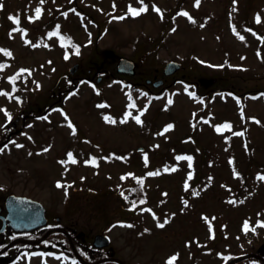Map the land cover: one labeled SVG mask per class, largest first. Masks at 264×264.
<instances>
[{"label":"rangeland","instance_id":"obj_1","mask_svg":"<svg viewBox=\"0 0 264 264\" xmlns=\"http://www.w3.org/2000/svg\"><path fill=\"white\" fill-rule=\"evenodd\" d=\"M179 1L0 0V58L9 60L0 71V135L12 123L19 129L0 145V202L10 193L38 199L50 223L60 218L88 243L108 234L126 264H221L230 252L244 264L264 243V0H188L166 25L167 43L139 64L132 40L159 36ZM57 29L79 47L64 46ZM98 49L135 60L136 74L93 72ZM171 60L183 67L166 77ZM22 68L28 76L14 91L9 77ZM147 78L165 83L147 89ZM47 104L48 112L25 118ZM135 176L146 178L153 208L139 220L125 219L122 193L67 198L74 181L118 188ZM57 232L65 233L47 235ZM9 264L79 263L34 249Z\"/></svg>","mask_w":264,"mask_h":264},{"label":"trees","instance_id":"obj_2","mask_svg":"<svg viewBox=\"0 0 264 264\" xmlns=\"http://www.w3.org/2000/svg\"><path fill=\"white\" fill-rule=\"evenodd\" d=\"M187 2L188 0H180L173 14H168L169 16L166 15L164 17L165 20H163V26L161 28L159 36L152 37L147 35H139L132 40L133 43L132 57L135 59L137 58V62L139 64L142 63L147 64V61H149L151 54L157 53V51L167 43L170 37V32L167 29L166 25L169 23V21L170 22L173 21L175 16L178 15V11H181L182 6ZM145 7L147 8V6H143V8ZM133 9L138 10V8L136 7H134ZM182 12L187 13L189 17H194L190 12H187L185 10ZM199 23H202V21L199 20ZM56 32L59 35L62 44L67 48L70 46L73 47L78 46V44L74 41V38L72 36L58 29L56 30ZM4 50L8 52V49H4ZM93 56L94 58L89 63V65H91L90 68L92 69L93 72H100V74H104L106 76L105 71L107 72L111 71L114 72L116 76H120L116 72V64L120 57L119 53L116 50L98 49V51H96V53ZM8 65H9L8 57L3 59L0 58V71L4 70ZM28 72L29 71L27 69L22 68L9 77V80L14 86V91H16L17 88L20 86L21 81L27 78ZM65 81L68 83L69 87H73L75 85V83L72 81V77ZM56 86L57 85L54 86V89ZM137 89L138 87L135 84H132L130 86L131 94L136 92ZM51 93H53V91ZM135 105H136V100L133 98L130 102V106L134 107ZM50 106L51 104H47L37 109H31L26 113L30 115L33 114L34 116H38L41 113L45 112ZM124 115L125 118H127L130 115L129 111L125 112ZM14 129H15L14 127L8 129L5 135L3 136V139H6L7 136L11 134ZM75 191H80V192L83 191L86 193H102V195L104 196H107L109 194L122 193L123 210L127 217L125 219H129L130 217H133L134 219L139 220L140 218H137V214L141 210L149 207L152 208L151 199L146 189V178L144 176H135L133 177V180L130 183H128L126 186L123 187L119 186L118 188H116V186H113L110 183L100 186L99 184H92L87 181H74L71 184H69L66 188L67 198H69L71 194H73V192ZM101 208H102V204L96 205L97 210H102ZM139 223H143L142 219L140 220ZM54 227L65 228L68 234L57 233L36 244L18 242L15 243L11 248L6 250L4 255L8 259L12 260L13 258L20 255V253L22 252H28L34 249L41 251L43 249L52 248V249L61 250L64 255L72 256L75 259H78L75 253V250H77L90 262H97L103 259L116 257V255H113L108 249H94L92 245L85 240L84 237H81L79 235V231L71 229L66 224H56V223L50 224L42 229L27 234H16L13 236L7 234L8 239L0 242V251L17 238L41 239L46 235V233L49 230H51ZM240 257H241L240 254L230 252L224 256V259L221 264H230L234 261H237ZM106 263L107 262H103L100 264H106ZM236 264H243V263L238 262ZM244 264H264V262L257 258H251L248 261H246Z\"/></svg>","mask_w":264,"mask_h":264},{"label":"water","instance_id":"obj_3","mask_svg":"<svg viewBox=\"0 0 264 264\" xmlns=\"http://www.w3.org/2000/svg\"><path fill=\"white\" fill-rule=\"evenodd\" d=\"M181 67V63L171 61L167 64L164 73L165 75H171ZM78 68L79 64H75L70 70L71 74H74ZM117 70L120 73L133 75L135 74V63L131 59L121 57L117 65ZM147 83H152L155 87H160L164 81L157 80L152 82V80L149 79ZM3 210H6L5 214H1ZM0 218L2 220L0 234L4 233L7 229L12 233L31 232L43 228L49 222L46 207L41 201L16 194L7 196L5 206H0ZM110 243L111 240L107 234H97L93 241V245L96 248L107 247ZM9 247L10 246H7L5 249ZM258 253L264 256V244L259 248ZM1 263L7 264L6 259L2 258Z\"/></svg>","mask_w":264,"mask_h":264},{"label":"snow or ice","instance_id":"obj_4","mask_svg":"<svg viewBox=\"0 0 264 264\" xmlns=\"http://www.w3.org/2000/svg\"><path fill=\"white\" fill-rule=\"evenodd\" d=\"M41 2L43 3V0H41ZM198 5H199V0H197V6ZM2 7H3V5L0 4V8H2ZM36 11H37V18H39L40 9H37ZM129 11H130L131 15H133V16H139L141 14V12L147 11V8L145 7V8H141L139 10L130 8ZM156 11L159 12L160 10L159 9H156ZM65 15H67V14H65ZM183 15H187V13H183ZM9 18L10 19H15L14 17H9ZM118 19H123V17H119ZM16 22L18 23L19 21L17 20ZM257 22H259V17H257ZM0 51H3V50H0ZM7 54L8 55H11V53H7ZM77 54H78V50H77ZM0 95H7V93H0ZM169 103H171V101H169ZM136 120H137L138 123L140 122L139 117H136ZM169 127H171V126H169ZM225 127H230V126L229 125H225ZM236 135H243V133H236ZM69 157L71 158V154H69ZM178 159H189L190 160L191 158L190 157H187V158L180 157ZM72 162L75 163V160L73 159ZM150 175H158V173H150ZM260 179H264V177H260ZM57 187H62V185L58 184ZM158 226L161 227V228H163L164 227V224H159ZM129 227H131V226L129 225ZM173 259H175V257H173Z\"/></svg>","mask_w":264,"mask_h":264},{"label":"flooded vegetation","instance_id":"obj_5","mask_svg":"<svg viewBox=\"0 0 264 264\" xmlns=\"http://www.w3.org/2000/svg\"><path fill=\"white\" fill-rule=\"evenodd\" d=\"M0 204H1V203H0ZM1 223H2V222H1V220H0V226H1Z\"/></svg>","mask_w":264,"mask_h":264}]
</instances>
